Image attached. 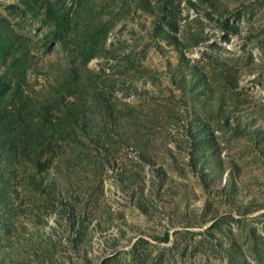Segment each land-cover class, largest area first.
I'll return each instance as SVG.
<instances>
[{
  "label": "rangeland",
  "instance_id": "rangeland-1",
  "mask_svg": "<svg viewBox=\"0 0 264 264\" xmlns=\"http://www.w3.org/2000/svg\"><path fill=\"white\" fill-rule=\"evenodd\" d=\"M0 21L64 120L0 138V264H264V0H0Z\"/></svg>",
  "mask_w": 264,
  "mask_h": 264
},
{
  "label": "trees",
  "instance_id": "trees-1",
  "mask_svg": "<svg viewBox=\"0 0 264 264\" xmlns=\"http://www.w3.org/2000/svg\"><path fill=\"white\" fill-rule=\"evenodd\" d=\"M16 40L13 31L0 21V138L20 135L43 140L59 133L64 120L51 115L48 98L29 93L27 72L34 57L20 53Z\"/></svg>",
  "mask_w": 264,
  "mask_h": 264
}]
</instances>
